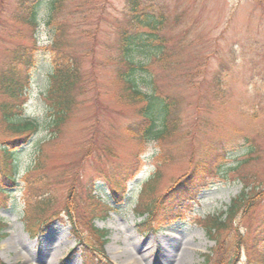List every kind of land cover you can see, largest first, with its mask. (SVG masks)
<instances>
[{
    "label": "rangeland",
    "instance_id": "374dc122",
    "mask_svg": "<svg viewBox=\"0 0 264 264\" xmlns=\"http://www.w3.org/2000/svg\"><path fill=\"white\" fill-rule=\"evenodd\" d=\"M17 1L0 0V71L12 49L37 44L39 69L33 70L31 91L26 94L21 117L43 118L47 105L42 93L47 89L45 72L51 57L43 48L53 41V29L47 19L50 0H44L39 7L37 28L14 19ZM150 1L156 11L162 9L166 16L159 35L171 50V57L164 63L151 65L152 73L164 93L179 99L184 130L201 125V130L207 131L197 136L195 144L189 138L176 139L174 143L166 141L164 151L169 155L164 163H158L161 177L153 197L161 200L176 188L187 186L189 180L186 182V179L198 168L192 166L191 158L197 163L207 145L214 143V138L227 140L225 162L214 171L216 175H209V168L215 166L210 157L197 177L190 179L193 180L191 187L205 178L207 186L193 187L194 197L173 214L160 219L155 230L145 235L140 233L137 225L143 220L142 210L136 207L134 200L139 199L142 184L156 169L158 164L153 156L161 146L126 133V127L136 119V114L132 104H126L119 97L113 61L118 28L129 16L126 0H65L61 18L66 22L70 38L77 40L75 51L82 56L90 53L82 59L85 70L90 74L95 70L97 76L88 88L89 93L79 97L77 110L59 138L44 145L45 166L36 175H43L52 187L49 207L43 208L32 199L26 217L24 185L6 188L11 195L5 206L0 207V224L3 225L0 257L6 264H83L81 251L75 249L78 244L73 233L75 228L88 239L98 238L99 241L94 229L108 231V243L104 247L108 263L124 264L122 257L135 256L133 263L126 264H145L146 259L147 264H205L206 255L215 249V241L208 237L203 221L226 211L231 199L241 194L243 184L232 179L228 169L248 156L251 147L248 139L255 145L256 153L252 156L256 158L244 170L257 174L259 179L264 178V0ZM235 48L240 57L234 59ZM138 56L142 61L149 59L143 54ZM220 70L222 73H216ZM98 88L103 95L95 102ZM46 134L40 133L18 150L21 176L34 163L38 146L45 141ZM9 137L0 125V142ZM92 137L98 144H111L118 149L119 160H106L110 169L144 159L140 160L143 167L138 177L130 184L127 200L123 204L117 201L121 205L110 199L107 178H100L96 172L99 167L85 157ZM92 180H96L95 191L91 189ZM40 213L58 219L50 222L46 230L32 233L30 223ZM263 213L264 198L251 221H257V215L262 217ZM225 250H228L224 256L227 261L233 253L229 252V247ZM236 251V259L233 258L231 264L264 262V241L253 233L246 234V240ZM169 253V258H165ZM96 262L101 263L102 259ZM209 264L218 262L214 258Z\"/></svg>",
    "mask_w": 264,
    "mask_h": 264
},
{
    "label": "trees",
    "instance_id": "16d2710c",
    "mask_svg": "<svg viewBox=\"0 0 264 264\" xmlns=\"http://www.w3.org/2000/svg\"><path fill=\"white\" fill-rule=\"evenodd\" d=\"M43 1L18 0L14 19L37 28L39 26V7ZM125 5L129 16L127 22L118 28L117 45L114 46L116 55L113 61L117 69L115 80L118 91H120L119 97L125 100L126 104H132L136 114V119L126 127V133L136 135V139L160 143L161 150L156 152L153 158L157 164L164 163L167 159L166 156L169 155L164 151L166 141L174 143L176 139L189 138L191 143L195 144L196 139L206 134L207 131L201 130V125L195 129L184 130L185 120L179 99L176 95L164 93L159 86L158 78L150 68L151 65L164 63L171 57V50L166 46L164 38L159 35L166 22V16L162 9L156 11L154 3L150 0H126ZM63 6H65V0H50L48 3L47 19L48 25L53 29V41L43 48L51 54L50 66L45 72L47 89L42 93L45 94V104L47 105L43 118L21 117L26 94L31 91L33 70L36 72L39 69L40 48L37 47V44L20 45L18 48L12 49L9 59L0 71V95L2 96L0 98V125L10 134L9 138L0 142V207L5 206L11 195V192L6 188L15 189L16 186L23 184L24 192L27 193L24 210L26 217L29 215L32 199L35 202L38 201L43 208H48L52 203L51 185L43 175H41L42 177L36 175V172H41L39 169L45 166L47 153H45L44 145L46 142L50 143L59 138L67 121L77 110L79 97L89 93L88 88L94 83L93 80L97 76L94 68V72L90 74L84 67L82 59L88 57L90 53L82 56L77 50L75 51L77 40L70 38L66 22L61 18L65 11ZM142 29H144L143 32H141ZM237 51L236 48L235 51H232L234 59L240 57V53ZM139 54H143L149 59L142 61ZM216 73H222V71ZM89 76L90 79H88ZM221 77L220 75L219 78ZM95 92L94 99L97 102L103 92L100 88ZM206 123L208 124L207 121ZM43 132L47 133L44 136L45 141L38 146L34 163L21 176L18 170L17 152ZM226 141L214 138L212 139L214 143L207 145V150H203L202 158L197 160V163L193 162L191 158L192 166L198 168L195 169L196 171L193 170L186 179V182L189 180L187 186L176 188L161 200L153 197L157 188V180L161 177L160 165H157L151 177L142 184L137 202L138 208L142 210L141 216L146 215L145 220L139 223V230L142 233L146 234L152 231L160 219L173 214L180 205L195 196L191 183L197 177L198 171L204 169V164L210 157L213 162L215 161V166L208 167L210 175L215 174L214 171L223 165L225 162L223 159L228 154ZM248 142L251 146L248 156L228 169L231 178L243 184L241 194L231 199L230 206L226 211L210 215L203 221V227H205L208 237L215 241V249L210 255H206L205 264L211 263L214 258L218 264H231L234 261L233 258L236 259V249L239 250V245L246 240V234L253 233L258 240L264 241V213L262 217L257 215V221L254 219L252 222L250 219L264 198V178L259 179L257 174L244 170L256 158L252 156L253 153H256L255 145L252 141L250 142V139ZM107 145L109 144L107 143ZM88 146L85 157L93 160L99 167L96 172L100 178L104 180L105 177L107 178L111 198L116 202L122 201L129 195L130 184L142 169L143 165L140 160L144 159L141 157L132 165L110 169L106 166V160H119L118 149L111 144L109 146L98 144L94 137ZM158 160L159 162H157ZM198 164L200 166H197ZM208 168L206 169L208 170ZM203 181L199 184L207 185V182ZM91 182V189L95 191L96 180ZM145 196L147 201H145ZM43 214L34 216V221L29 226L32 233L50 225L54 219H58L56 216L48 217L47 214ZM1 228H3L2 224H0ZM94 231L100 237V241L98 238L88 239L77 228L73 231L77 238V249L82 254L83 264H110L104 259L101 263L96 262L98 258L102 259L104 256V246L108 243V231L98 229H94ZM226 247H229V252L233 253L227 261L224 258L227 254L225 252H228V250L224 251ZM0 264L6 263L0 258Z\"/></svg>",
    "mask_w": 264,
    "mask_h": 264
},
{
    "label": "bare ground",
    "instance_id": "6f19581e",
    "mask_svg": "<svg viewBox=\"0 0 264 264\" xmlns=\"http://www.w3.org/2000/svg\"><path fill=\"white\" fill-rule=\"evenodd\" d=\"M164 252H165V251H164ZM164 252H162V254H164ZM165 253H166V252H165ZM169 256H170V253H169L168 256L165 257V258H169ZM121 259H122L121 261H123V263L126 264V262H128V261H129V262H130V261H131V262L134 261V260L136 259V257H135V256H134V257L131 256V257H129V258L126 257L125 259H124V257H122ZM129 262H128V263H129ZM132 263H133V262H132ZM145 264H147V259L145 260ZM148 264H149V263H148Z\"/></svg>",
    "mask_w": 264,
    "mask_h": 264
}]
</instances>
